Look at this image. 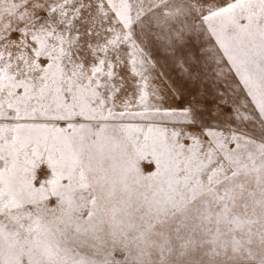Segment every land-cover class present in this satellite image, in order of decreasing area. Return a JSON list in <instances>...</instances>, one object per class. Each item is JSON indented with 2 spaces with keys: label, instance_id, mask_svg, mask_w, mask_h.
Instances as JSON below:
<instances>
[{
  "label": "snow or ice",
  "instance_id": "obj_1",
  "mask_svg": "<svg viewBox=\"0 0 264 264\" xmlns=\"http://www.w3.org/2000/svg\"><path fill=\"white\" fill-rule=\"evenodd\" d=\"M0 264H264V0H0Z\"/></svg>",
  "mask_w": 264,
  "mask_h": 264
}]
</instances>
